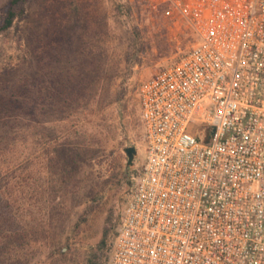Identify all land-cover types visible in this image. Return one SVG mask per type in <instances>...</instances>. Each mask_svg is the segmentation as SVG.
I'll return each instance as SVG.
<instances>
[{"label": "rangeland", "instance_id": "obj_1", "mask_svg": "<svg viewBox=\"0 0 264 264\" xmlns=\"http://www.w3.org/2000/svg\"><path fill=\"white\" fill-rule=\"evenodd\" d=\"M20 9L0 35V264H108L146 157L139 86L198 37L144 0Z\"/></svg>", "mask_w": 264, "mask_h": 264}, {"label": "built area", "instance_id": "obj_2", "mask_svg": "<svg viewBox=\"0 0 264 264\" xmlns=\"http://www.w3.org/2000/svg\"><path fill=\"white\" fill-rule=\"evenodd\" d=\"M144 1L198 40L139 86L146 157L108 264H264V0Z\"/></svg>", "mask_w": 264, "mask_h": 264}, {"label": "trees", "instance_id": "obj_3", "mask_svg": "<svg viewBox=\"0 0 264 264\" xmlns=\"http://www.w3.org/2000/svg\"><path fill=\"white\" fill-rule=\"evenodd\" d=\"M26 1L27 0H10L5 13L0 19V35L14 26L20 12L23 9L20 8L23 7Z\"/></svg>", "mask_w": 264, "mask_h": 264}, {"label": "water", "instance_id": "obj_4", "mask_svg": "<svg viewBox=\"0 0 264 264\" xmlns=\"http://www.w3.org/2000/svg\"><path fill=\"white\" fill-rule=\"evenodd\" d=\"M126 150H127V153L129 154L130 159H132L135 149L133 147H128Z\"/></svg>", "mask_w": 264, "mask_h": 264}]
</instances>
